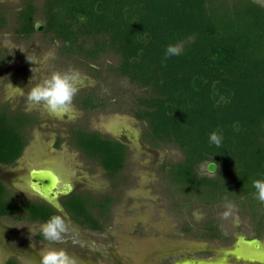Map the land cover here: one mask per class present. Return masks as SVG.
Wrapping results in <instances>:
<instances>
[{
	"label": "trees",
	"instance_id": "trees-1",
	"mask_svg": "<svg viewBox=\"0 0 264 264\" xmlns=\"http://www.w3.org/2000/svg\"><path fill=\"white\" fill-rule=\"evenodd\" d=\"M19 12L18 30L35 33L33 4ZM40 12L41 34L58 42L62 56L88 62L111 56L110 71L138 90L130 111L145 124L142 139L181 153L180 161L159 168L170 189L194 195L183 200L190 197L180 193L178 201L214 207L227 198L264 219L253 187L264 180V7L253 0H43ZM177 43L182 53L162 64L166 47ZM101 103L85 93L82 109ZM34 123L25 113L0 109V164L17 160ZM212 132L222 134L220 147L209 142ZM71 145L110 179L123 171L122 144L74 128ZM209 163L218 167L214 177L201 174ZM7 193L0 183L2 217L45 223L57 215L43 204H15ZM94 199L76 193L65 206L83 230L101 232L112 199Z\"/></svg>",
	"mask_w": 264,
	"mask_h": 264
},
{
	"label": "rangeland",
	"instance_id": "rangeland-1",
	"mask_svg": "<svg viewBox=\"0 0 264 264\" xmlns=\"http://www.w3.org/2000/svg\"><path fill=\"white\" fill-rule=\"evenodd\" d=\"M1 1L3 6L10 10V14L18 2H21ZM253 1L264 7V0ZM33 2L36 8L40 9L43 0ZM37 19H41L40 13H37ZM8 23L9 30L1 34L4 37L1 43L9 47L6 52L11 61L7 65L0 63V109L6 108L13 113L26 112L34 119V125L26 133L32 158L36 160L40 155L37 151H43L45 154L40 156V162L35 161L37 167L45 165L46 156L48 165L54 161L69 173H76V178H82V183L77 185L76 189L97 196L92 203L97 204L100 195L109 193L114 197V201L101 232L72 227L68 229L64 239L56 243L38 240V237L42 236L41 226L38 224L0 219L3 226H0V264H39V253L46 248H63L69 255L78 257L81 264L179 263L180 250H186L188 247L197 250L203 245L196 234H186L184 229L195 230L207 220L216 223L224 237L250 239L262 236L261 241L264 244V219L260 216L253 219L251 214L238 204L235 203L236 210L233 214V217H238L236 222L233 217H221L225 211V201L217 203L214 207L178 201L183 199L180 193L190 197L184 196L183 200H190L192 192L186 193L183 188H175L176 192L170 189L159 167L162 164L177 163L181 160V153L171 146L153 148L142 139L145 124L136 120L130 111L132 96L138 93V90L110 71L114 63L111 56L102 57L97 62L67 58L60 54L59 44L52 41L51 37L37 31L28 41L19 40L14 35L13 17H9ZM27 55L35 63L29 62ZM70 68L80 74L79 92L74 98L72 111L51 114L42 106L29 109L28 87L41 82L54 71L63 72ZM13 87L23 89V94L15 91ZM85 93L94 94V97L102 102V107L82 111L78 99ZM72 127L96 131L105 138H117L127 147L126 163L123 171L116 176L117 183L113 182L114 191L110 188L105 172L97 163L86 159L79 151L70 147L68 134ZM25 163L32 165L30 159H25L23 166ZM200 168L201 174L208 177H214L218 171V167L214 173H209L206 165ZM8 170L1 171L7 173ZM10 181L16 183L15 178H10ZM16 195V199L24 197ZM257 220L261 223L257 224ZM211 245L213 247L214 243ZM24 246L30 247L39 258L31 255V252L27 253L29 251L26 252ZM214 247L223 251L225 242L219 241ZM209 255L193 253L187 258L202 260ZM226 264L239 263L228 259Z\"/></svg>",
	"mask_w": 264,
	"mask_h": 264
},
{
	"label": "flooded vegetation",
	"instance_id": "flooded-vegetation-1",
	"mask_svg": "<svg viewBox=\"0 0 264 264\" xmlns=\"http://www.w3.org/2000/svg\"><path fill=\"white\" fill-rule=\"evenodd\" d=\"M14 1L17 2L16 0H14ZM19 1H21V2H18L19 4H17V6L13 8L12 13L10 14L9 13L10 10L8 11V9L5 6H3L4 3L0 0V61H1L0 63H2L4 65H7L11 61L10 58L8 57V53L6 52V50H8L9 47L6 44L1 43V40L4 38L3 36H1V34L9 30V23H8L9 17H13V19L15 21L14 35H16V38H18L19 40L28 41L29 39L34 37V35L37 33V31H40V32L42 31V24H41L40 20L37 19V14H36V20L37 21H36L35 26H34L35 33L30 34V35H26V34H24L18 30V20H19L18 15L20 14L19 11L24 7L25 4L31 2L33 4L34 8L36 9V12L41 13L40 9L36 8L33 0H19ZM39 23L41 24V30H37V24H39ZM92 95L94 96V94H92ZM83 99H84V94H82V96H80V98L78 99L80 109L82 111H84V110L90 111V110H86V109L83 110L82 109ZM6 110L10 114L25 113L28 116L32 117L29 113H26V112L16 111L13 113V112H10L8 109H6ZM75 128H77V127H75ZM72 129H74V128L72 127L71 129H69L68 136L70 139L69 145H70V147L73 148V146L71 145L72 144ZM80 129H82V128H80ZM82 130H84V129H82ZM92 132H96V131H92ZM96 133H98V132H96ZM100 135H102V134H100ZM110 139L122 144L125 147V144L121 140H119L117 138H115V139L110 138ZM29 146L30 145H29V141H28L27 144L23 147V151H22L21 155L17 158V160L13 164H11V165L0 164V183L3 184V186L6 188V191L8 192L6 194L7 196L5 198L7 200H11L15 204L28 203V204H38V205L43 204L45 206H49L52 210H54V212H56L57 215H60L65 219L68 229H72V227H75V228H79V229L83 230L82 227L77 225V223L74 221L73 216H71V214L67 211V208L65 206L66 200L69 197L73 196L74 194H76V193L77 194L78 193H89L88 191H82V190L78 191V189H76V186L82 183L81 182L82 178H76V173H74V174L69 173L68 171H66V169H64V168L62 169L61 167L56 165L54 163V161H53V163H50V165H48L49 163L46 162V161H48L46 159L48 157H46V156H44L45 165H42V167H37V163L35 161L40 162V158H41L40 156L42 154L43 155H45V154L43 151H40V152L37 151L36 153H38L40 155L38 157H36V160H34L32 158L33 156L31 155V153L29 154ZM74 149H76V148H74ZM35 154H34V156H35ZM127 154H128V149H127ZM25 159H27V160L30 159L32 162V165L29 166L28 163H25V166H23V162ZM43 164H44V162H43ZM3 169H9V170L7 173H3L1 171ZM40 171H49L57 179L56 180V190H57V193H59V197L56 200L55 204H50L49 202L40 198L37 194L34 193V191L31 188V185L33 183L30 180L31 173L32 172H40ZM10 178H12V179L15 178L16 183L13 184L10 181ZM106 178L108 179V182L110 183V188L112 190H113V188L115 189L113 182L115 183L116 179L112 180L108 177H106ZM46 183L47 182L44 181V184H46ZM15 193L23 195L24 197H19L20 199L19 198L16 199L15 197H17V195ZM93 196H94V198L97 197L95 195H93ZM103 196H110L112 201H114V197H112L110 193H109V195H100L99 199H100V197H103ZM18 215H22V214L17 212V216ZM2 218L8 219L10 221L11 220L17 221L11 217L0 216V219H2ZM23 221H27V220H23ZM207 221L211 224V226H214V227H211L210 229H206L204 226H205V223ZM207 221L202 223L201 226H198V228H196L195 230H193L192 228L184 229V232H186V234L192 233V232L194 234H196V236H198V238L201 239V243L203 244L202 247L198 248L197 250H194V249L189 248V247L186 248V250H183V251L180 250L181 260L179 261V263H171V264H226V262H228V259H233L235 262H238L239 264H264V244L262 243L260 236H256V237L250 238V239L245 238V237H242V238L239 237L238 238L235 236L224 237V236H222V234H223L222 230L218 227V225L216 223L212 222L211 220H207ZM28 222H30V221H28ZM30 223H35V224H38L41 226L44 222H41V223L40 222H30ZM0 226H2L1 223H0ZM201 236H206V237L202 238ZM233 239H235V240L233 241ZM38 240H40L39 237H38ZM42 240L45 241L44 238ZM42 240H40V241H42ZM247 240H254L256 242L253 244H248V243L246 244ZM219 241L220 242L222 241L223 243L225 242V249L223 251L218 249V247H214L215 243L218 244ZM211 243H214L213 247H212ZM24 249H26V252L29 251L27 253L31 252V255H36V257L39 258V256L35 252L30 250V247L24 246ZM193 253L194 254L209 253L210 255H209V257L204 258L202 260L201 259L189 260L187 258L188 255L193 254Z\"/></svg>",
	"mask_w": 264,
	"mask_h": 264
},
{
	"label": "clouds",
	"instance_id": "clouds-1",
	"mask_svg": "<svg viewBox=\"0 0 264 264\" xmlns=\"http://www.w3.org/2000/svg\"><path fill=\"white\" fill-rule=\"evenodd\" d=\"M22 51V50H21ZM183 51L181 43L170 44L166 47L162 64L173 57L179 56ZM23 52V51H22ZM29 62L35 61L27 55ZM47 59V57L45 58ZM35 67L32 69L34 72ZM31 84V82H30ZM80 74L75 69H68L63 72L54 71L50 76L45 77L41 82L36 83L29 88L27 93V101L29 109L42 106L51 114H64L72 111L73 101L79 92ZM12 87V85L10 84ZM17 92L23 94V89L14 88ZM223 140L222 134L212 132L209 135V142L220 147ZM209 163L207 171L209 172ZM253 187L257 192V199L264 203V180H254ZM225 211L221 214L223 219L233 217L236 210V204L225 198L224 204ZM238 222V217H233ZM68 232V227L65 219L60 215L51 216L45 223L41 225V234L43 238L50 242L56 243L64 239L65 234ZM39 264H81V261L75 255L69 253L61 248H46L39 253Z\"/></svg>",
	"mask_w": 264,
	"mask_h": 264
},
{
	"label": "water",
	"instance_id": "water-1",
	"mask_svg": "<svg viewBox=\"0 0 264 264\" xmlns=\"http://www.w3.org/2000/svg\"><path fill=\"white\" fill-rule=\"evenodd\" d=\"M37 30H41V24H37ZM207 168V166H206ZM216 171L215 164L211 163L209 165V173H214ZM30 180L32 183L31 188L35 194L40 198L49 202L50 204H55L59 197V193L56 190V178L49 171L32 172L30 175ZM44 181L47 183L44 184ZM256 241L247 240L246 244H253Z\"/></svg>",
	"mask_w": 264,
	"mask_h": 264
}]
</instances>
